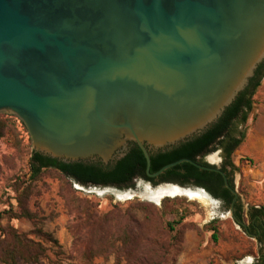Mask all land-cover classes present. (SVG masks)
Segmentation results:
<instances>
[{
  "label": "water",
  "instance_id": "95a60500",
  "mask_svg": "<svg viewBox=\"0 0 264 264\" xmlns=\"http://www.w3.org/2000/svg\"><path fill=\"white\" fill-rule=\"evenodd\" d=\"M264 60V0H0V112L63 163L149 152L199 135ZM230 217L241 224L232 210Z\"/></svg>",
  "mask_w": 264,
  "mask_h": 264
},
{
  "label": "rangeland",
  "instance_id": "374dc122",
  "mask_svg": "<svg viewBox=\"0 0 264 264\" xmlns=\"http://www.w3.org/2000/svg\"><path fill=\"white\" fill-rule=\"evenodd\" d=\"M4 114L10 115L0 112L4 125L0 136V237L2 230L14 229L40 243L46 256L38 263L18 260L16 264H72L83 250L100 254L91 264L257 263L258 242L236 224L220 201L192 185L133 179L123 188L83 186L53 170L42 171L38 180L29 183L28 163L34 151L29 136L19 120ZM243 129L245 139L231 157L235 166L231 181L244 207L264 210V79L254 93ZM204 161L221 164L218 151L206 155ZM18 178L25 182L23 186L32 187L26 201L32 219L9 218L4 213L10 208L18 213L12 189ZM168 188L179 193L163 194L159 202L145 196ZM190 193H197L200 201L188 196ZM164 198L169 200L163 202ZM87 214L92 215L89 220ZM180 215L182 223L169 233L164 223ZM211 221H216V241L205 228ZM38 229L50 234L57 247L37 236Z\"/></svg>",
  "mask_w": 264,
  "mask_h": 264
},
{
  "label": "trees",
  "instance_id": "16d2710c",
  "mask_svg": "<svg viewBox=\"0 0 264 264\" xmlns=\"http://www.w3.org/2000/svg\"><path fill=\"white\" fill-rule=\"evenodd\" d=\"M262 79H264V60L255 69L253 76L249 79L248 85L238 93L218 119L205 131L169 149L155 152L150 151L149 172L153 173L164 165L184 158L190 159L203 166L214 167L213 165L207 164L204 161V157L212 152L220 151L223 162H221L219 168L225 173L230 187L233 188V185L228 179L225 166L235 170L231 157L245 139V131L243 128L253 108L254 93L260 86ZM4 115L9 118L13 117L17 119L12 115ZM19 123L25 131L23 124L20 121ZM3 127V122L0 121V136ZM44 170L56 171L65 179L72 180L83 186L92 185L123 188L128 187L134 178H138L152 184L173 183L181 186L192 185L202 189L212 199L220 201L226 206H229L233 199V195L224 187L222 177L218 173L199 170L186 162L179 163L167 169L158 177V182H155L152 178L146 176L145 159L140 148L135 143L130 144L123 157L105 166L101 163L58 162L56 159L32 151L28 163L29 183L38 180ZM24 184L25 182L19 178L14 181L12 189L15 193L18 213L11 212V208L6 210L4 213L10 215L9 218L23 217L32 219V214L29 213L26 204L28 196L31 194L32 187L30 184L23 186ZM75 199L77 202L79 201L77 198ZM166 200H169V198H164L163 202ZM237 201H239V198H237ZM241 206L242 205L238 203L234 211V216L243 220V210ZM249 213L250 217L254 213L264 215V210L263 208L250 206ZM91 216V214H87L86 219L89 220ZM182 221L183 216L180 215L171 222L166 221L164 227L169 233H173L175 226L180 225ZM103 225V228H105V224ZM205 228L211 232L212 240L216 241L218 233L216 221L209 222ZM103 230L104 229H102V231ZM1 233V264H16L18 260L23 263H38L42 258L46 257L45 248L40 243L26 238L23 234H18L14 229H9L8 231L2 230ZM36 234L45 242L51 243L57 247V242L50 234L44 233L40 229L36 230ZM110 245L112 246L111 243ZM258 245L257 263L255 264H264V234L258 238ZM164 254L165 253H163V255ZM96 255L99 256L100 254L95 250H83L74 259L72 264H91L92 259H94Z\"/></svg>",
  "mask_w": 264,
  "mask_h": 264
},
{
  "label": "flooded vegetation",
  "instance_id": "af4514ba",
  "mask_svg": "<svg viewBox=\"0 0 264 264\" xmlns=\"http://www.w3.org/2000/svg\"><path fill=\"white\" fill-rule=\"evenodd\" d=\"M248 82H249V80H248ZM247 85H248V83H247ZM130 144L131 143H128L127 144L125 153L127 152ZM218 153H219V156H220V151H218ZM57 161L58 162H62L60 160H57ZM113 161L114 160H112L110 162H113ZM80 162H85V163H89V164H98V163H101L98 159H96V160H89V161H80ZM220 162H223L221 156H220ZM101 164L105 166V164H103V163H101ZM220 166H218V167H220ZM225 170H226V173L228 175V179H229V181L232 184V181H231V171H232V169L230 167L225 166ZM134 179H138V178H134ZM140 180H142V179H140ZM237 198L235 200L233 198L232 201H231V203L229 204V206H226V205H223V206L228 211L232 210V212L234 214V211L236 210L238 203H239V205H242L241 207H242V210H243V220L236 218L241 223V224H239V223L236 222V224L240 228H242L244 230V232L248 236L253 237L258 242V238L262 234H264V215L263 214L261 215L260 213H254L250 217L249 216V214H250L249 213V207H244L243 204H242V202H241V200H240V198H239V201H237Z\"/></svg>",
  "mask_w": 264,
  "mask_h": 264
},
{
  "label": "bare ground",
  "instance_id": "6f19581e",
  "mask_svg": "<svg viewBox=\"0 0 264 264\" xmlns=\"http://www.w3.org/2000/svg\"><path fill=\"white\" fill-rule=\"evenodd\" d=\"M148 193L145 196L151 198V200H153L155 202H159L160 199H161V198H159V196H161L163 194L164 195H170L171 194V196H173V194L179 193V190L175 189V188H170V189L168 188V189H163V190L160 189V190H157L156 192H153V193H151V192L149 194ZM188 196H190V197H192V198H194L196 200H199V201L201 199L200 196L197 193H190V194H188Z\"/></svg>",
  "mask_w": 264,
  "mask_h": 264
}]
</instances>
